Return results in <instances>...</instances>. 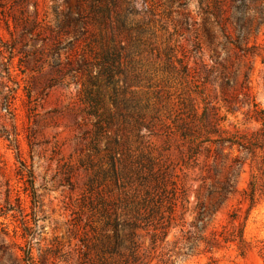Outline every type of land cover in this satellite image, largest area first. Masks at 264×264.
Returning <instances> with one entry per match:
<instances>
[{"label":"rangeland","instance_id":"374dc122","mask_svg":"<svg viewBox=\"0 0 264 264\" xmlns=\"http://www.w3.org/2000/svg\"><path fill=\"white\" fill-rule=\"evenodd\" d=\"M203 1L0 0V213L16 208L15 197L22 208L21 214L12 209L0 216V264H25L13 244L24 243L19 235L25 214L35 233L31 252L38 264H77L79 239L87 236L90 224L81 207L83 184L104 159V140L93 141V100H99V113H113L118 126L131 130L132 121L123 124L116 114L131 111L135 99L145 97L157 119L142 133L186 173L188 203L178 207L181 220L192 219L198 190L212 211L208 229L226 224L236 211L248 243L243 254L236 243L221 249L213 254V263L210 254H198L172 256L173 264H264V195L258 194L250 208L242 195L250 174L257 172L262 151L254 159L248 155L244 164H234L242 151L225 144L216 161L205 159L203 147L209 143L204 142L198 165L182 164L188 145L175 131V123L188 121L191 128L200 129L202 138L214 107L222 101L221 78L215 70L206 73L215 66L217 52L218 58L233 60L235 74L228 93L237 92L247 75L253 98L264 108V66L256 60L250 70L246 57L236 59L232 50L217 46L220 35L208 42L203 20L210 15L214 26L215 14L213 9L205 11ZM235 5L228 7L227 15H258L264 10V2L258 0H237ZM248 33L249 44L263 42L264 21ZM110 48L120 53L118 63L106 53ZM181 63L188 65V75ZM108 66L109 77L103 72ZM245 110L239 106L236 116L226 114L221 136L230 137L235 130L247 137L263 131L260 121L246 119ZM224 114L222 107L219 115ZM205 163L215 164L209 173L218 181L234 179L230 193L220 196L199 188Z\"/></svg>","mask_w":264,"mask_h":264},{"label":"trees","instance_id":"16d2710c","mask_svg":"<svg viewBox=\"0 0 264 264\" xmlns=\"http://www.w3.org/2000/svg\"><path fill=\"white\" fill-rule=\"evenodd\" d=\"M203 2L205 11L212 12L213 9L215 14L212 15L214 26L209 23L210 15H206L203 20L208 42L220 35L222 40L216 42L217 46L232 50L236 59L246 57L250 62V70L256 60L264 66V41L249 44L248 40V32L263 23L264 10H260L258 15H227L228 7L237 8V0ZM229 29L234 32L233 35ZM106 53L111 55L113 63H118L120 53L116 49L110 48ZM217 54L215 66L206 69V73L215 70L221 78L219 88L222 101L213 109L209 127L204 131L205 136L201 138L200 129L191 128L184 119L175 123V131L188 145L186 162L183 161L182 164L196 167L198 157L202 154L200 147L204 142L209 143L203 147L205 159L212 157L216 161L221 157V146L225 144L242 151L244 155L235 157L234 164H244L248 155L252 157L250 159H254L258 157V151H262L257 172L250 174L246 187L242 190L243 200L250 208L255 204L258 194L264 195V108L259 107L253 98L247 75H244L237 92L228 93L235 74V69L232 68L233 60L218 58L219 52ZM99 64L102 65L101 62ZM181 66L183 72L188 75V65L181 63ZM104 68L103 72L109 77L110 66ZM93 102L95 105H91L92 111L89 113L96 118L93 141L95 143L104 140L101 149L104 159L96 165L83 184L81 207L88 212L90 224L87 236L79 239L81 247L77 264H173L172 256L177 258L198 254H210L209 259L213 263V254L233 243L238 245L240 254L246 252L248 243L243 238L244 221H239L236 211H233L226 224L208 229L206 221L212 211L204 204L198 190L194 194L196 203L192 219L185 223L179 217L178 207L188 203V189L183 181L186 173L182 172L177 163L157 150L155 144L142 133L143 128L151 130L150 128L155 126L154 120L157 119L148 97L135 99L131 111H118L116 114L121 117L123 124L132 121L131 130L118 126L113 113H99V100L95 99ZM239 106L246 107L243 112L246 119L261 122L263 131L247 137L235 130L230 137L221 136L225 131L221 121L226 119V114L236 116ZM222 107L225 110L224 118L219 115ZM113 122L117 124L115 130L110 129ZM210 133H218L219 137L212 139ZM94 148L96 152L100 150L95 146ZM179 150L184 154L182 149ZM182 158L184 159V155ZM188 160L192 161V164H189ZM205 165L206 174H200L198 177L199 188L208 194L216 193L220 196L230 193L234 179L226 177L218 181L209 173L215 164ZM208 178L211 180L209 183L206 182ZM14 200L16 208L6 207L0 216L12 209L22 213L19 198L15 197ZM6 202L8 203V197ZM25 216L26 214L20 217L19 235L24 243L20 245L13 241V244L21 250V259L25 264H38L31 252L35 233ZM174 229L176 230L172 232ZM12 232L15 234L16 230L13 229ZM170 233L172 238L168 239ZM4 234H7L6 229ZM261 249L264 256V245Z\"/></svg>","mask_w":264,"mask_h":264}]
</instances>
